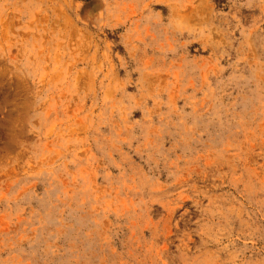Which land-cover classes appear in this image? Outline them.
I'll use <instances>...</instances> for the list:
<instances>
[{"label": "rangeland", "instance_id": "1", "mask_svg": "<svg viewBox=\"0 0 264 264\" xmlns=\"http://www.w3.org/2000/svg\"><path fill=\"white\" fill-rule=\"evenodd\" d=\"M0 264H264V0H0Z\"/></svg>", "mask_w": 264, "mask_h": 264}]
</instances>
